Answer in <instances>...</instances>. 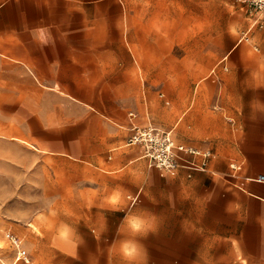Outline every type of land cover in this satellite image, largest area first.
I'll list each match as a JSON object with an SVG mask.
<instances>
[{"label":"rangeland","instance_id":"374dc122","mask_svg":"<svg viewBox=\"0 0 264 264\" xmlns=\"http://www.w3.org/2000/svg\"><path fill=\"white\" fill-rule=\"evenodd\" d=\"M14 3L0 0V29L13 27ZM34 5L41 12L47 8L48 21L83 25L87 39L133 64L135 91L75 95L92 106L52 93H20L13 64L0 63V255L8 264L15 258L8 232L19 236L30 258L17 264H88L98 248L99 264H107L124 211L155 209L161 193L174 191L168 178L176 173L127 144L132 120L171 129L178 144L211 151L209 162L218 172L205 173L204 193L228 181L240 184V170L248 181L264 172V115L253 120L249 108L254 95L264 102V89H248L251 74L264 83V16L248 0ZM239 166L235 174H224ZM114 188L125 193L124 211L101 206ZM105 218L108 230L98 242L90 229L99 232ZM62 222L75 226L85 241L78 260L67 244L53 241ZM159 241L150 235L143 240L149 264H159L152 255Z\"/></svg>","mask_w":264,"mask_h":264},{"label":"crops","instance_id":"0c3cea01","mask_svg":"<svg viewBox=\"0 0 264 264\" xmlns=\"http://www.w3.org/2000/svg\"><path fill=\"white\" fill-rule=\"evenodd\" d=\"M34 1L15 0L13 27L0 29V63L13 64L9 68L15 72L18 92L52 93L71 102L66 95L135 91L133 64L87 39L83 25L72 28L69 23L48 21L47 8L41 12ZM38 26H51L54 43L34 42L31 30ZM238 169L243 167L224 174L233 175ZM188 172L180 168L169 177L176 188L161 193L158 207L149 210L160 218L158 234L150 235L160 239L153 260L159 264H171L173 259L174 264H264V182L248 181L240 170V184L228 181L204 193L200 181L205 173L214 175L218 170L209 162L205 171Z\"/></svg>","mask_w":264,"mask_h":264},{"label":"clouds","instance_id":"9594fccd","mask_svg":"<svg viewBox=\"0 0 264 264\" xmlns=\"http://www.w3.org/2000/svg\"><path fill=\"white\" fill-rule=\"evenodd\" d=\"M231 34V29H230ZM32 39L40 46H47L54 43V37L51 31V26H38L31 30ZM257 49L252 48V52ZM251 54V53H249ZM254 83L248 87L253 92L264 89V83H257L258 77L251 74ZM251 110V118L257 119V114L264 115V102L258 96H253L249 102ZM125 193L120 188H114L110 193L103 197V205H108L111 211H124ZM55 215V213H53ZM264 227V224H261ZM160 229V218L150 211L128 212L124 211V216L116 230L118 238L113 239L107 248V264H149V252L143 243L149 235L158 234ZM93 237L99 242L101 236L107 232V221L99 232L90 229ZM54 243L59 241L62 244H67L70 247V255L72 259H79V249L84 245L85 241L79 234L77 228L70 223H60L56 228V233L53 237ZM103 255V250H97L96 254H90L88 264H99L100 256Z\"/></svg>","mask_w":264,"mask_h":264},{"label":"built area","instance_id":"2783aa9c","mask_svg":"<svg viewBox=\"0 0 264 264\" xmlns=\"http://www.w3.org/2000/svg\"><path fill=\"white\" fill-rule=\"evenodd\" d=\"M249 3L264 16V0H248ZM134 116V113H131ZM128 145L139 146L143 150V156L159 167L176 173L179 168L187 169L188 175L193 171H205L209 166L210 150L200 151L175 141L173 130L162 128L156 124H140L132 120ZM251 180L264 182V173L248 177ZM8 240L15 249L14 264L20 260L29 262L30 258L23 249L19 236L13 232L7 233Z\"/></svg>","mask_w":264,"mask_h":264},{"label":"bare ground","instance_id":"6f19581e","mask_svg":"<svg viewBox=\"0 0 264 264\" xmlns=\"http://www.w3.org/2000/svg\"><path fill=\"white\" fill-rule=\"evenodd\" d=\"M261 12H258V14H260ZM67 97L70 98V100L74 101V102H79V103H84L85 105H88V106H92L91 103L88 101V100H83L75 95H72V94H69V95H66ZM5 135V134H4ZM12 138H14L15 136H11ZM22 139L23 141L31 144V145H34L32 142H30L28 139L26 138H20ZM3 178V176L0 175V180ZM2 238H0L1 240ZM2 244H0L1 246ZM0 258H2V260L4 261V258L2 257V255H0ZM4 264H8V262L5 260L4 261ZM10 264V263H9ZM14 264H17V262H15Z\"/></svg>","mask_w":264,"mask_h":264}]
</instances>
